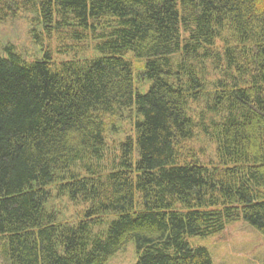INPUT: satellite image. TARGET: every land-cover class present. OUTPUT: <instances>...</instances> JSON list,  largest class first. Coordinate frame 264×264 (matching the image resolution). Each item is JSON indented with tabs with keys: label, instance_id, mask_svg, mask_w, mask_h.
Here are the masks:
<instances>
[{
	"label": "trees",
	"instance_id": "obj_1",
	"mask_svg": "<svg viewBox=\"0 0 264 264\" xmlns=\"http://www.w3.org/2000/svg\"><path fill=\"white\" fill-rule=\"evenodd\" d=\"M32 3L47 35H89L100 56L57 67L12 46L0 56L7 263L106 264L131 242L135 264H212L188 239L241 220L264 239V0H0V13ZM127 54L142 62L144 93ZM208 62L221 78L206 98ZM203 98L210 117L196 124L189 104ZM125 112L133 136L105 171L104 117ZM195 130L216 165L183 157ZM51 187L85 206L81 220L45 208Z\"/></svg>",
	"mask_w": 264,
	"mask_h": 264
},
{
	"label": "rangeland",
	"instance_id": "obj_2",
	"mask_svg": "<svg viewBox=\"0 0 264 264\" xmlns=\"http://www.w3.org/2000/svg\"><path fill=\"white\" fill-rule=\"evenodd\" d=\"M37 7L32 3L24 10L14 15L0 13V56H4V48L12 46L26 62L42 59L45 53L51 56V64L57 67L66 61H81L100 56L94 51V43L89 37L80 42H74L66 35L69 30L63 29L62 33L53 31L50 35L44 31L40 22ZM60 35L63 37L61 38ZM217 51L222 50L220 41L216 42ZM132 64L135 74V89L144 93L148 89V83L142 82L138 76L142 62L135 59L131 54L125 56ZM206 98L214 91V83L221 78L220 70L215 65L206 63ZM203 98L198 103L189 104V115L196 124L200 119L208 122L205 115ZM218 120V117H215ZM105 141L106 159L103 169L108 171L112 167V161L117 154L118 144L126 137L133 136V114H119L116 116H105ZM185 159H196L200 163L213 166L216 165L215 145L200 130L194 131L191 140L185 142L182 151ZM51 198L45 205L48 211L57 215L59 222L75 224L82 218L84 205L72 203L66 196H58L56 190L51 187ZM192 246H201L208 250L212 264H262L264 254L263 237L248 226L245 222L237 221L226 226L225 230L209 238H189ZM4 243L0 238V264H8L3 254ZM136 256L133 243H128L120 252L111 257L106 264H135Z\"/></svg>",
	"mask_w": 264,
	"mask_h": 264
}]
</instances>
